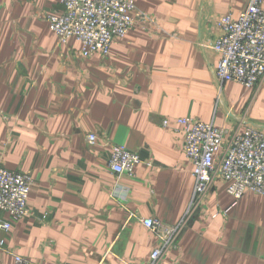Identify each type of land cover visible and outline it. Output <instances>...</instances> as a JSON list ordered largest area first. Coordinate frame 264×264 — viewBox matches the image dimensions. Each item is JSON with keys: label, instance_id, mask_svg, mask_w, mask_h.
Masks as SVG:
<instances>
[{"label": "crops", "instance_id": "crops-1", "mask_svg": "<svg viewBox=\"0 0 264 264\" xmlns=\"http://www.w3.org/2000/svg\"><path fill=\"white\" fill-rule=\"evenodd\" d=\"M133 1L164 33L137 26L106 57L80 58V43L58 45L44 20L57 0H0V165L33 178L28 215L0 210L11 222L0 264H148L158 239L137 216L177 224L195 184L175 119L264 130V78L220 84L218 54L199 44L248 0ZM111 143L140 155L133 176L111 172ZM157 264H264V196L213 183Z\"/></svg>", "mask_w": 264, "mask_h": 264}, {"label": "built area", "instance_id": "built-area-1", "mask_svg": "<svg viewBox=\"0 0 264 264\" xmlns=\"http://www.w3.org/2000/svg\"><path fill=\"white\" fill-rule=\"evenodd\" d=\"M61 10L45 14L44 20L55 33L58 45L70 39L80 43L77 57L88 58L97 53L109 54L113 40L124 37L134 27L150 34L163 29L150 14L139 9L133 0H57ZM263 0H248L236 18L229 14L215 18L217 35L200 40L199 44L218 54L215 77L220 84L234 81L247 88L257 87L264 78V9ZM176 132L183 136L182 149L192 162L194 189L183 218L168 224L156 218L137 219L158 239L148 264H157L165 250L175 241L189 220L206 205L207 192L215 182H225L227 192L239 198L245 192L264 196V130L245 124L215 127L195 117H180L174 122ZM162 125L167 126L166 119ZM90 132L86 141L97 142ZM141 161L137 152L122 144L111 143L108 165L116 176H133ZM148 164L151 165V162ZM33 178L27 171L9 170L0 165V210L18 220L29 214L27 202ZM225 214V211L222 212ZM132 215V214H131ZM46 215L42 216L45 220ZM11 229L10 220L0 219V235ZM3 241L0 238V249ZM12 264H32L13 254Z\"/></svg>", "mask_w": 264, "mask_h": 264}]
</instances>
